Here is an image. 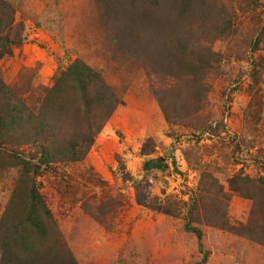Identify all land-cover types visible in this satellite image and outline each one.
I'll list each match as a JSON object with an SVG mask.
<instances>
[{"label": "rangeland", "instance_id": "1", "mask_svg": "<svg viewBox=\"0 0 264 264\" xmlns=\"http://www.w3.org/2000/svg\"><path fill=\"white\" fill-rule=\"evenodd\" d=\"M0 135V264H264V0H0Z\"/></svg>", "mask_w": 264, "mask_h": 264}, {"label": "trees", "instance_id": "2", "mask_svg": "<svg viewBox=\"0 0 264 264\" xmlns=\"http://www.w3.org/2000/svg\"><path fill=\"white\" fill-rule=\"evenodd\" d=\"M68 69L75 73L79 82H82V81L88 80V79H89V81H91L92 79H94V76L96 75L95 72L92 69H90L89 66H86L84 63L78 62V61H76ZM14 119H15V115L10 116V124H9L10 125V131H13L12 126H13ZM3 140H4L3 136L0 135V149H4L3 146L5 145V143L3 142ZM4 141H6V140H4ZM7 143H9L12 147H13V145H15V143L13 142V138H11V136H8ZM12 147L9 150V152H10L9 154L14 156L15 159H17L18 154H16L14 152V149ZM47 154H48V152H47ZM166 166H167V164H165L164 160L157 159V158L149 159V160L145 161V163H144L145 169H151V168L161 169V168H165ZM35 170H36V168H35ZM33 190L34 189L32 187L31 192H33ZM34 193L35 192H33L32 194H34ZM36 197L37 196L33 195V199H36ZM31 203H32V206H34V202H31Z\"/></svg>", "mask_w": 264, "mask_h": 264}]
</instances>
